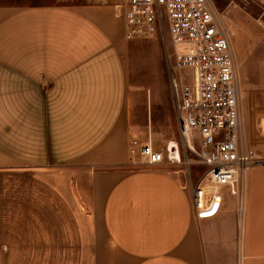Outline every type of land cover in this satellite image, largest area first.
<instances>
[{
  "label": "crops",
  "instance_id": "0c3cea01",
  "mask_svg": "<svg viewBox=\"0 0 264 264\" xmlns=\"http://www.w3.org/2000/svg\"><path fill=\"white\" fill-rule=\"evenodd\" d=\"M131 138L180 147L158 38L127 41L109 2L0 0V264H264L263 163L239 232L227 191L197 219L183 154L133 163Z\"/></svg>",
  "mask_w": 264,
  "mask_h": 264
},
{
  "label": "built area",
  "instance_id": "2783aa9c",
  "mask_svg": "<svg viewBox=\"0 0 264 264\" xmlns=\"http://www.w3.org/2000/svg\"><path fill=\"white\" fill-rule=\"evenodd\" d=\"M113 6L127 41L157 39L165 23L173 45L167 74L180 147L176 143L156 149L149 141L131 138L130 160L148 167L165 162L177 165L180 151L188 172L183 188L191 194L194 217L218 214L227 191L236 203L240 232L245 221L246 175L261 161L242 142L241 89L220 13L212 0H118ZM190 157L205 171L196 181L190 177Z\"/></svg>",
  "mask_w": 264,
  "mask_h": 264
},
{
  "label": "rangeland",
  "instance_id": "374dc122",
  "mask_svg": "<svg viewBox=\"0 0 264 264\" xmlns=\"http://www.w3.org/2000/svg\"><path fill=\"white\" fill-rule=\"evenodd\" d=\"M21 5H58L61 3H112L118 0H2ZM215 8L220 13L222 25L225 26L232 49L238 44H244L246 52V63L243 67H237L239 73H243V83H241L242 99L241 105L246 112L244 115L245 129L243 133V144L248 153L254 158H259L264 164V0H212ZM261 17V24H257L258 30L254 26L253 19ZM229 19V21H228ZM237 26L244 27L246 31L238 30ZM162 35H158V40L162 43L166 67L168 56L173 54V45L170 43L167 27L164 23ZM261 27V28H260ZM244 36L245 38L243 39ZM244 40V42H243ZM180 47L178 51L183 52ZM243 51V50H242ZM150 60V59H148ZM153 64V60H150ZM178 132V131H177ZM198 144L194 146L197 149ZM190 177L192 181L198 180L205 172L204 168L198 167L190 157ZM185 167V165L183 164ZM183 178H188V172L180 173ZM246 214V211H245Z\"/></svg>",
  "mask_w": 264,
  "mask_h": 264
},
{
  "label": "bare ground",
  "instance_id": "6f19581e",
  "mask_svg": "<svg viewBox=\"0 0 264 264\" xmlns=\"http://www.w3.org/2000/svg\"><path fill=\"white\" fill-rule=\"evenodd\" d=\"M172 145H174V144H172ZM190 147H191V145H190Z\"/></svg>",
  "mask_w": 264,
  "mask_h": 264
}]
</instances>
